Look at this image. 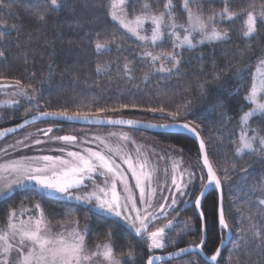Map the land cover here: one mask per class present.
<instances>
[{"label":"snow or ice","instance_id":"snow-or-ice-1","mask_svg":"<svg viewBox=\"0 0 264 264\" xmlns=\"http://www.w3.org/2000/svg\"><path fill=\"white\" fill-rule=\"evenodd\" d=\"M2 2L3 0H0V3ZM43 2L46 11L38 15L39 22L46 21L48 11H58L63 7L62 0H43ZM210 2L214 3L215 0H182V9L187 17L186 23L178 22L173 0H164L159 11H153L151 5L146 2L142 6V11L131 18L127 12L130 0H108L107 12L112 21L141 45L151 44L155 47L165 41L171 42L170 51L154 53L145 48L139 54L150 66L151 71L144 76V79H148L153 73L171 74L178 71L183 61L184 50L191 51L200 45H216L229 41L230 33L234 29L222 28L221 25L226 21L235 23L240 20L239 33L245 39H251L261 28H264V2L257 6L255 0H252L246 8L233 11L230 7L231 0H222L225 5L222 10L207 15L202 7L197 9L192 7L194 4L202 5ZM242 16L244 18L241 20ZM76 23L79 24L78 21ZM148 24L151 25L150 35L147 34L146 29ZM96 35L99 37L100 34L96 33ZM109 43L107 40L101 42L97 39L95 51L101 53L109 50ZM111 43H115V39ZM248 50L251 52V45H248ZM4 55V52L0 51V57ZM157 62H159L158 67ZM168 63L172 66L167 67ZM108 67L107 64L98 63L96 72H105ZM252 68L253 65L249 63L237 70L236 75L241 78L248 70L252 83L243 96L239 121L233 125V130L227 139L234 145L233 158L238 163H243V157L249 154L264 164V128L250 126V122L257 116L262 117L261 123L264 124V54L257 58L254 71L251 70ZM132 72L130 62L125 63L123 73L131 79ZM222 75L223 71L215 73L209 83L219 81ZM77 78L78 76H74V79ZM2 79L4 77L0 73V80ZM3 87H14L13 96L22 97L33 104L36 113L29 117L26 111L23 123L16 127L0 129V139L15 133L18 129H24L37 120L50 126L37 129L35 134L29 133L15 140L14 143L0 148V153L4 156H10L9 150L16 152L23 149L31 151L33 148L37 150V154L19 155L0 162V196L10 197L17 188L31 185L34 194L38 197L33 205L35 215L29 216L28 221L20 218L28 214L27 209L22 208L19 215L15 208L8 212L6 228L0 230V264H13L9 258V253L12 251L17 254L15 264H122L114 255L113 241L118 229L126 231L129 236L137 240L138 244L143 241L148 252L163 249L166 230L173 222L168 221L163 227H154V223L169 215L170 210L176 207L181 198H191V193L195 190L196 174L194 170L189 172L173 163L170 184L167 182L161 184L156 175L158 168L149 167L148 155L140 149H136L135 154L131 150L126 151L129 145L135 146V140L130 132L153 128L179 127L194 135L198 141L199 159L202 160L200 192L194 197L195 209L200 215L201 232L206 228L205 215L201 210L202 199L205 195L204 189L209 186H214L220 195L218 224L221 232H231L223 206V184L229 179V172L235 171L236 163H233L231 170L215 166L213 159L210 158L207 142L199 131L202 127L201 122L189 118L192 112L191 100H185L175 108L161 105L141 109L153 114L160 113L163 114V118L171 119V123L159 124L106 115L129 108L137 109L139 107L137 104L122 103L118 108H109L64 100L54 107L51 106V101H45L42 106L39 102L42 97H37L35 89L29 93L27 88L31 85L25 86L19 79L14 81V85L0 84V88ZM244 88L245 85L242 83L229 95L238 96ZM207 95L205 86L200 85L199 99L203 100ZM7 103L18 104L19 100ZM245 105L249 106V110H244ZM217 107L222 108L223 102ZM219 115L223 124L226 113L221 111ZM65 122L88 127L126 126L129 130L109 131L106 135H102L98 132L90 134L87 131L78 132L73 129L71 133L56 135L55 133L63 131L62 125ZM42 145L56 146L45 149L39 147ZM165 156L167 153L158 159L163 160ZM250 168L251 164H248L240 169L245 179L249 177ZM164 172L167 176L169 173L167 166ZM220 172L224 175L221 176ZM154 176L155 186H153ZM131 181H134V185ZM252 191H259L261 195L256 198L259 207L257 213L249 217L250 221L256 220L259 215H264V176L256 177ZM45 198L76 202L68 211L67 217L58 223L59 231L50 227L42 206ZM81 213L82 216L79 215ZM81 218L85 220L83 228L80 227ZM95 224L99 225L98 235L104 236V242H98L93 250L89 249L87 241ZM105 227L108 228L107 232L104 231ZM249 231L252 239L264 241V224L250 223ZM223 243L222 236L221 246L206 257L210 264H218ZM204 244L205 238L202 235L200 243L193 249L179 248L176 252L168 253V256L172 259L190 251L203 250ZM261 247H264V244ZM128 257L135 260L133 251H129ZM159 259L160 257L148 255L144 264H155Z\"/></svg>","mask_w":264,"mask_h":264},{"label":"trees","instance_id":"trees-1","mask_svg":"<svg viewBox=\"0 0 264 264\" xmlns=\"http://www.w3.org/2000/svg\"><path fill=\"white\" fill-rule=\"evenodd\" d=\"M146 2L151 5L153 11H159L164 0H159V4L157 0H130L127 8L129 17L139 14ZM173 2L176 5L178 22L186 23L187 17L182 9V0H173ZM250 2L252 0H231L230 7L233 11H238L246 8ZM262 2L264 0H255L257 6ZM62 3L63 7L58 11H48L44 22H39L37 19L41 12L46 11L43 0H3L0 3V33H2L0 51L5 54L0 57V73L4 77L0 80V84L14 85V81L19 79L23 85H31L27 91L32 93L35 89L37 97H42L39 100L42 106L45 101H51V106L54 107L64 100L109 108H118L122 103L137 104L139 106L137 109L129 108L106 115L152 123H166L171 119L163 118V114L144 112L141 109L161 105L175 108L177 104L191 100L192 112L189 118L201 122L202 127L199 131L207 142L208 152L215 166L231 170L233 163H236L235 171L229 172V179L223 184V206L232 236L228 245L222 250L218 263L264 264V247H261L264 241L252 239L249 231L250 223L264 224V215L257 216L254 221L249 219L257 213L259 207L256 198L261 193L253 192L252 185L256 183V177L264 176V164L249 154H245L243 163H238L233 158L234 145L227 139L233 130V125L239 121L243 96L252 83L248 70L243 73V78L238 77L236 73L238 69L244 68L249 63L253 65L251 70L254 71L257 58L264 54V28H261L251 39H245L239 33L240 20L235 23L226 21L221 27L234 29L230 33L229 41L216 45H200L191 51L184 50L183 61L178 71L171 74L153 73L148 79H144L145 73L150 72L151 69L139 54L145 48L154 53L170 51L172 50L170 41L155 47L151 44L141 45L108 16V0H62ZM224 6L222 0L192 5L194 9L202 7L205 15L213 11L219 12ZM243 18L242 16L241 20ZM77 21L79 24L76 23ZM146 29L147 34L150 35L151 25H146ZM96 33L100 34L99 37ZM97 39L101 42L109 41V50L97 53L94 48ZM113 39L115 43H111ZM248 45H251V52L248 50ZM128 62L133 69L131 79L123 73V65ZM98 63L107 64L108 70L97 73ZM158 66L159 62H157ZM166 66L172 65L168 63ZM221 71H223L221 79L209 83L213 75ZM74 76L78 78L74 79ZM242 83L245 88L238 96L229 95ZM200 85H204L208 92L203 100L199 99ZM11 89L15 90L14 87H3L0 88V92ZM2 101L0 97V102ZM220 102H223L222 108L217 107ZM30 105L26 99L19 97L16 106L0 107V128L17 122ZM244 110H249V106L245 105ZM221 111L226 113L223 124L219 115ZM261 120L260 116L253 118L250 126L264 128ZM39 126L50 125L39 123L32 127ZM62 127L63 131L55 133L56 135L66 134L72 128H85L66 123ZM132 132L149 137L155 149L181 159L185 167L194 166L195 190L191 193V198H181L172 212V215L175 214L181 222L178 233L180 237L174 244H169L166 250L170 252L171 248L199 244L201 220L195 211L194 197L200 192L202 166L198 160L196 143L182 134ZM248 164H251V168L249 177L245 179L240 169ZM220 175L223 176L224 173L220 172ZM37 199L33 189H26L1 200L0 229L6 228L8 212L13 208L17 213H20L22 208L27 209L28 214L25 217L35 215L33 205ZM185 200L191 203L186 204ZM217 201L218 194L215 189H210L202 199L201 210L205 215L206 224L203 252L207 256L215 252L222 236L225 235L218 224ZM75 204L59 198L44 199L42 206L51 229L59 231L58 223L67 217L68 211ZM84 224L85 220L81 218L80 225L84 226ZM182 227L183 229L188 227L185 235ZM99 231V225L95 224L87 241L89 248H94L98 242H104V236L98 235ZM104 231L107 232L108 228L105 227ZM113 246L114 255L122 264H144L147 256L154 253L148 252L143 241L138 244L137 240L123 229L117 230ZM130 250L135 255L134 261L128 257ZM163 264L208 263L197 254H188Z\"/></svg>","mask_w":264,"mask_h":264},{"label":"rangeland","instance_id":"rangeland-1","mask_svg":"<svg viewBox=\"0 0 264 264\" xmlns=\"http://www.w3.org/2000/svg\"><path fill=\"white\" fill-rule=\"evenodd\" d=\"M14 91H15L14 89H11L10 91H1L0 92V97H2V99H3V101L0 102V107H9L10 108V107H14V106L17 105V104L7 103V102H10L12 100H19L18 96H13V92ZM26 111L28 112V116L33 115V114L36 113V109L33 106V104L28 106V110H26ZM22 117H25V116L23 115ZM46 127H48V126H42V127H40V126L39 127H32L31 126V128L29 127L27 129L21 131L20 133H18L16 135L6 139L5 141L1 142L0 143V148H4V147H6L9 144L14 143L15 140L21 139L22 137H24L25 135H27L29 133L35 134L37 129H42V128H46ZM73 129H75L78 132L81 131V130L87 131L90 134L98 132V133H100L102 135H106L109 131H120V130L128 131L126 129H116V128H96V129H92L90 127L89 128L85 127V128H72L71 131L68 132V133H71L73 131ZM68 133H66V134H68ZM61 135H63V134H61ZM130 135L135 140V146L129 145L128 149H126V151L131 150L132 153L135 154L136 149H140L144 154L148 155L149 159H150L149 167L150 168H158V173L156 175H158L159 182L161 184H164L165 182L170 184V182H171V167H172L173 163L178 164L180 166V168L185 169V170H187L189 172L195 170L193 165H190L189 167H185L182 164L181 159L176 158L174 155H172L170 153H167V156H165V159H163V160L158 159V157L164 156L166 153L161 152V150H159V149H155L152 146L151 141H150L151 139L149 137H147L148 138L147 139L145 135H142V134L138 135V133H133V132H130ZM55 146L56 145H42V146H39V147L47 149L48 147H55ZM9 151H10V156H4L2 153H0V162H3L4 160H7L9 158H15V157H17L19 155H25V154L33 155V154H37V150L35 148H33L31 151H29L28 149H23V150H21L19 152L12 151V150H9ZM152 153H155V155H152ZM45 154H48V153L45 152ZM55 154H59V153H55ZM166 166L169 169V173H168L167 176H165V172H164V169H165ZM129 176H130V174H129ZM131 183L134 185V181H131ZM153 186H155V176H154ZM26 189H32V186L31 185H26V186H24L22 188H17L15 190V192L21 191V190H26ZM208 189H215V188H214V186H209ZM165 194H167V193H165ZM136 195L138 196V192L136 193ZM7 197H9V196H0V201L5 199V198H7ZM63 201H66V200H63ZM66 202H74V203H76L75 201H66ZM159 202H163V201H159ZM189 203H191V201L187 202L186 204H189ZM175 209H176V207L174 209L170 210L169 215H167L165 217H162L159 221H156L154 223V227H163L165 224H167L168 221H172L173 222L172 226L169 229L166 230L165 247L163 249H154L151 252H154V253H167L168 250H166V247L169 246V244H174L177 241V239L180 237V235L178 233L180 232L181 222L177 219V216L175 214L172 215L173 214L172 212ZM195 211H196V209H195ZM18 215H19V213H18ZM29 216H31V215H28L26 217L24 215L23 217H20V218L25 220V221H28L29 220ZM80 227L83 228V226H81V225H80ZM154 227H153V230H154ZM182 230H183L184 235H185V232H187L188 227H185L184 229L182 227ZM231 234H232V232H231ZM224 238H225V235H224L223 239ZM191 246H194V245H191ZM94 248H92V249L94 250ZM89 249H91V248H89ZM175 249H177V248H171V251H173ZM16 256H17V254H16L15 251H12V252L9 253V258L13 261V264H15Z\"/></svg>","mask_w":264,"mask_h":264},{"label":"water","instance_id":"water-1","mask_svg":"<svg viewBox=\"0 0 264 264\" xmlns=\"http://www.w3.org/2000/svg\"><path fill=\"white\" fill-rule=\"evenodd\" d=\"M31 116V115H30ZM29 116V117H30ZM25 117H22L20 118L17 122H15L13 125H9V126H5V127H2V128H11V127H16L18 124H21L23 123V120H24ZM114 118V117H113ZM116 118H122V117H116ZM124 119H129V118H124ZM140 121V120H139ZM142 122H145V121H142ZM39 123H42L41 121L37 120L35 123L31 124V125H28L26 126L24 129H18L15 133H10L8 134L6 137L0 139V143L5 141L6 139L20 133L21 131L31 127V126H34L36 124H39ZM66 124H69L67 122H65ZM145 123H152V122H145ZM166 123H171V120L169 122H166ZM159 124H163V123H159ZM72 125H77V126H81V127H88V126H85V125H82V124H72ZM0 128V129H2ZM90 128H116V129H126V130H129L126 126L124 127H121V126H115V127H90ZM140 132H146V133H152V134H182V135H186L188 137H190L195 143H196V146L198 148V141L195 139L194 135L187 132L186 130L182 129V128H179V127H169V128H166V129H161V128H153V129H148V130H140ZM199 160V163L200 165L202 166V160ZM206 176V175H205ZM210 189H204V192H205V195L206 193L209 191ZM218 194V201H217V215H218V211H219V203H220V195L219 193L217 192ZM204 195V196H205ZM196 213L197 215L199 216L200 218V215H199V212H197L196 210ZM204 236L205 238V241H206V228H205V231L204 232H201V236ZM232 234L231 232H225V238L223 239L224 240V243H223V246H222V250L225 249V247L228 245L229 241H230V238H231ZM221 246V242L220 244L218 245V247ZM181 248H190V249H193L194 246H185V247H181ZM179 248L173 250V251H170V252H176ZM170 252H167V253H153V254H150V255H153L154 257H160L159 260H156L155 261V264H163V263H167V262H171V261H174L180 257H176V258H172L170 259L169 256H168V253ZM222 252V251H221ZM188 254H197L200 256V258L210 264L209 261L206 260V254L203 252V250H195V251H190L188 253H185L183 254L181 257L185 256V255H188ZM221 255V254H220ZM220 258V256H219ZM219 258H218V261H219Z\"/></svg>","mask_w":264,"mask_h":264}]
</instances>
